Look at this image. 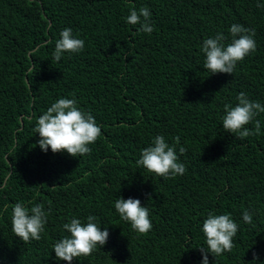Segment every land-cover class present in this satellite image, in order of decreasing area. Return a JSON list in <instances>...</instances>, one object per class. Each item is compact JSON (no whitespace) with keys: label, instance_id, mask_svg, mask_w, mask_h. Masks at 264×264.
Instances as JSON below:
<instances>
[{"label":"trees","instance_id":"1","mask_svg":"<svg viewBox=\"0 0 264 264\" xmlns=\"http://www.w3.org/2000/svg\"><path fill=\"white\" fill-rule=\"evenodd\" d=\"M258 4L264 0H0V264H68L53 245L70 236L64 223L89 215L107 228V242L71 264H202L209 212L230 214L239 227L232 251L208 253V264H264V113L255 117L259 135L239 139L222 127L224 105L235 106L239 93L264 105ZM144 6L150 34L126 22ZM237 23L255 29L256 50L233 74H211L203 41L223 33L230 43ZM64 28L85 44L57 62ZM60 98L75 99L101 127L90 155L40 149L37 120ZM157 135L175 145L183 175L166 179L137 166ZM118 197L149 209V232L121 220ZM18 201L48 213L40 240L13 233Z\"/></svg>","mask_w":264,"mask_h":264},{"label":"clouds","instance_id":"2","mask_svg":"<svg viewBox=\"0 0 264 264\" xmlns=\"http://www.w3.org/2000/svg\"><path fill=\"white\" fill-rule=\"evenodd\" d=\"M126 22L131 25L139 24L140 31L144 33L150 34L154 30L147 6L138 10L132 9ZM228 32L231 37L230 43H225L228 37L223 33L203 41L201 51L206 57L204 68L211 74H233L237 63L256 50L255 29L237 23L231 25ZM59 36L53 52L57 62L62 59L64 53H80L83 50L84 40L74 36L71 28H64ZM236 101L235 106L224 105L222 127L225 132L236 133L239 139L259 135L261 123L255 117L264 113V105L259 101L250 100L244 92L236 96ZM253 122L254 128L245 127ZM36 132L40 137L37 143L42 151L47 152L51 149L53 153L66 152L72 157H77L91 154L92 149L89 145L95 143L101 136V127L90 112L78 107L75 99L60 98L39 116ZM174 140L176 144L179 143V137ZM185 152L186 148L181 146L180 155H184ZM136 164L166 179L186 172L185 165L179 161L175 145L169 146L162 135H157L151 146L142 149ZM114 208L121 220L128 222L138 233L146 234L152 229L149 209L142 206L139 199L118 197L114 202ZM47 216L48 213L42 204H35L29 208L23 201H18L11 208L12 231L24 243L38 241L44 231ZM242 219L245 223L251 224V212L246 209L242 213ZM62 227L70 236L58 240L53 245V251L57 260L66 261L68 264H71L74 258L90 256L97 250V246L102 247L106 244L109 236L107 228L101 230L94 215L87 216L86 222L73 217ZM238 227L230 214L208 213L201 229L207 246L199 248L203 257L202 264H208V253L215 257L232 251L233 238Z\"/></svg>","mask_w":264,"mask_h":264}]
</instances>
